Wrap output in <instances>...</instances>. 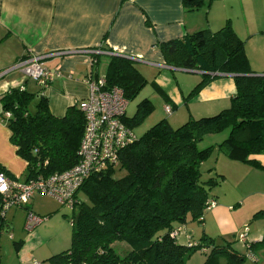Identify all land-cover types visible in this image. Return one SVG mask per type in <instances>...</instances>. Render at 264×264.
<instances>
[{"label":"trees","instance_id":"1","mask_svg":"<svg viewBox=\"0 0 264 264\" xmlns=\"http://www.w3.org/2000/svg\"><path fill=\"white\" fill-rule=\"evenodd\" d=\"M209 3L182 0V8L186 13L196 12L208 8ZM157 48L167 67L203 73L185 101L217 75H231L234 94L228 108L213 116L190 119L176 129L161 121L120 153L116 167L125 171V176L113 179L116 167L89 176L74 197L70 247L47 259V264H185L196 252H203V264H245V255L232 249V242L201 235L197 243H188L194 246H184L177 244L171 233L178 230L174 225L200 220L206 202H215L205 188L214 184L212 180L200 181L199 166L213 153V147L197 150L204 136L229 129L217 151L232 161L264 170V165L253 159L264 155V75L251 71L244 42L229 21L215 32L200 30L158 43ZM99 49L110 52L102 46ZM99 57L90 56L92 71ZM104 77L106 88H119L127 103L147 84L133 62L122 57L108 58ZM30 81L26 79L22 87L0 95V119L10 131L9 142L16 155L26 163L25 182L76 165L85 125L77 105L67 108L60 118L53 116L44 90L34 82L30 88ZM36 98L31 114L29 106ZM152 108L148 99L142 100L132 117H124L125 126L133 130ZM0 173L9 177L2 167ZM79 195L85 201L79 200ZM258 216L264 217V212L254 215ZM6 227L0 213V235ZM114 242L127 244L129 251L124 257L114 251Z\"/></svg>","mask_w":264,"mask_h":264},{"label":"crops","instance_id":"2","mask_svg":"<svg viewBox=\"0 0 264 264\" xmlns=\"http://www.w3.org/2000/svg\"><path fill=\"white\" fill-rule=\"evenodd\" d=\"M227 21L244 42L251 71L264 75V0H210L208 8L187 13L182 0H0V95L22 87L25 82L23 73L16 68L19 61L44 57L41 65L52 74L44 96L51 114L60 118L67 108L88 97L85 80L96 74L90 66L91 52L102 46L110 52L100 56L133 62L172 111V107L176 109L182 104L203 73L167 67L157 44L204 29L215 32ZM174 72L197 77L177 81ZM233 94L232 76L217 75L188 101L190 105L198 104V108L195 112L188 111L182 123L227 109ZM167 123L171 126L169 120ZM9 138L10 131L0 119V167L18 182L26 163L16 155ZM257 160L264 164V157ZM258 183L254 190L238 198L234 208L217 204L200 220L175 227L179 230L175 242L180 238L181 243L177 244L188 246L197 243L201 235L226 241L232 238L235 241L232 249L241 255L249 252L254 257L255 262L245 258V264H264V217H254L264 212V188H255ZM28 208L37 215L50 216L47 210L35 208V197ZM41 225L34 235L41 232L38 231ZM244 226L249 230L248 248L236 242ZM49 228L48 223L42 232H50ZM204 258L203 252H196L185 264H203Z\"/></svg>","mask_w":264,"mask_h":264},{"label":"rangeland","instance_id":"3","mask_svg":"<svg viewBox=\"0 0 264 264\" xmlns=\"http://www.w3.org/2000/svg\"><path fill=\"white\" fill-rule=\"evenodd\" d=\"M99 64L95 68V72L98 76H104L107 72V57L100 56ZM176 80L182 78L187 81L192 77H197L190 74H183L180 72H174ZM153 76V73L150 75ZM161 79V78H160ZM33 82L30 81V88H33ZM187 82L183 87H186ZM182 85V84H181ZM32 90V89H31ZM187 95V93H185ZM188 96V95H187ZM185 96L182 104L177 108L172 107V111L169 113L166 111L164 100L155 91V89L147 83L138 95L128 102L125 117L130 118L133 116L136 106L144 99H148L152 103V110L146 115L141 123L136 126L132 131L136 138H140L147 130L153 127L155 124L161 121H170L171 127L176 129L182 126V119L187 115L188 111L195 112L198 108V104L190 105L188 101H185ZM37 98L32 101L29 106V112L32 114L35 110V104ZM226 103L225 105H227ZM229 135V129L220 131L216 134H209L204 136L201 142L196 145L197 150H203L208 147H213L212 155L202 162L199 166L200 181L208 182L212 180L213 185L206 186V191L209 198H213L217 204H226L229 208H234L240 196H246L249 192L254 190L255 187L264 188V181H258V179H264V170L257 169L252 165L232 161L228 159L222 153H219L216 149L217 145L222 143ZM264 157V155H256L253 159L261 164L258 158ZM26 176V171L18 177V182L22 183ZM125 176V171L118 169L114 170L113 179L117 180ZM239 198V199H238ZM79 200L85 201L83 195H79ZM224 202V203H223ZM35 208L40 210H47L50 216L46 218L45 223L39 227L38 234L34 235L35 228L32 232L28 233L24 229L25 211L22 208H10L5 213L4 225L10 227L6 232L4 229L0 235V263L1 264H47L45 261L52 256L58 255L61 252L66 251L70 247L71 240V228L69 220L72 216L71 210L61 206L52 198L36 195L35 196ZM46 217V216H45ZM49 223L50 232H42V229ZM193 223L187 221L186 224ZM199 224V223H197ZM179 225H174L177 227ZM178 229V228H177ZM240 232V231H239ZM238 232V234H239ZM34 235L30 237L29 235ZM60 234H62L60 236ZM30 237V238H29ZM62 237V238H61ZM29 238V239H28ZM28 240V241H26ZM229 242L234 240L227 238ZM22 241V243L20 242ZM236 242L237 237H236ZM59 245H55V244ZM176 243H181L180 238L176 239ZM235 244V241L233 242ZM114 251L120 256L124 257L129 251V248L125 242H114L111 244Z\"/></svg>","mask_w":264,"mask_h":264},{"label":"built area","instance_id":"4","mask_svg":"<svg viewBox=\"0 0 264 264\" xmlns=\"http://www.w3.org/2000/svg\"><path fill=\"white\" fill-rule=\"evenodd\" d=\"M91 53L109 54L99 49ZM43 59L44 57H29L19 61L16 68L21 70L25 79L31 80L45 90L52 80V74L42 67ZM85 83L89 89L88 97L76 104L85 119L76 165L62 173L38 176L23 183H18L17 180L0 173L1 216L4 218L5 213L12 207L25 209L24 229L28 233L46 220L45 216L37 215L28 209L34 196L52 198L72 212L77 201L74 198L75 194L85 180L108 168H115L120 153L136 141L132 130L123 122L128 103L122 91L116 87L106 88L104 76L94 77L92 74ZM166 111L170 113V107L166 106ZM4 117L8 118L9 114L5 113ZM215 206L213 200H208L204 212L212 210ZM69 225H72L71 219ZM178 231L172 232L171 237H176ZM248 231V227L244 226L237 235V241L246 248H248ZM245 257L255 262L249 252H246Z\"/></svg>","mask_w":264,"mask_h":264},{"label":"water","instance_id":"5","mask_svg":"<svg viewBox=\"0 0 264 264\" xmlns=\"http://www.w3.org/2000/svg\"><path fill=\"white\" fill-rule=\"evenodd\" d=\"M215 75H217V74H215ZM5 230H6V232L8 231V226L5 228Z\"/></svg>","mask_w":264,"mask_h":264}]
</instances>
